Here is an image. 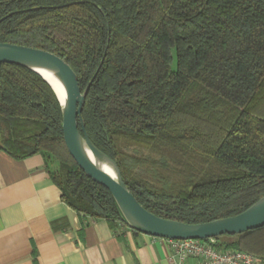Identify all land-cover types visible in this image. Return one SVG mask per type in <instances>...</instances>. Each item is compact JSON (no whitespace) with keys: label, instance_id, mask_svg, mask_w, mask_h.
<instances>
[{"label":"trees","instance_id":"obj_1","mask_svg":"<svg viewBox=\"0 0 264 264\" xmlns=\"http://www.w3.org/2000/svg\"><path fill=\"white\" fill-rule=\"evenodd\" d=\"M0 43L53 53L89 85L88 137L147 212L207 223L264 196V0H0ZM59 108L38 75L1 64L0 152L43 156L75 213L127 227L69 155ZM215 239L264 261V227Z\"/></svg>","mask_w":264,"mask_h":264},{"label":"crops","instance_id":"obj_2","mask_svg":"<svg viewBox=\"0 0 264 264\" xmlns=\"http://www.w3.org/2000/svg\"><path fill=\"white\" fill-rule=\"evenodd\" d=\"M48 175L0 152V264H170L165 239L75 213Z\"/></svg>","mask_w":264,"mask_h":264},{"label":"water","instance_id":"obj_3","mask_svg":"<svg viewBox=\"0 0 264 264\" xmlns=\"http://www.w3.org/2000/svg\"><path fill=\"white\" fill-rule=\"evenodd\" d=\"M1 64L27 69L51 88L60 105L63 141L69 155L88 178L111 194L122 222L130 230L165 240H207L264 227V196L238 215L207 223H182L147 212L125 185L114 160L96 148L88 137L81 112L89 85L82 91L69 65L42 49L0 43ZM47 75L58 82L59 88L49 81Z\"/></svg>","mask_w":264,"mask_h":264},{"label":"built area","instance_id":"obj_4","mask_svg":"<svg viewBox=\"0 0 264 264\" xmlns=\"http://www.w3.org/2000/svg\"><path fill=\"white\" fill-rule=\"evenodd\" d=\"M166 242L170 264H264V261L245 252L217 247L215 238Z\"/></svg>","mask_w":264,"mask_h":264},{"label":"bare ground","instance_id":"obj_5","mask_svg":"<svg viewBox=\"0 0 264 264\" xmlns=\"http://www.w3.org/2000/svg\"><path fill=\"white\" fill-rule=\"evenodd\" d=\"M49 81L56 86L57 88H59L58 82H56V80L54 78H52L50 75H47Z\"/></svg>","mask_w":264,"mask_h":264}]
</instances>
